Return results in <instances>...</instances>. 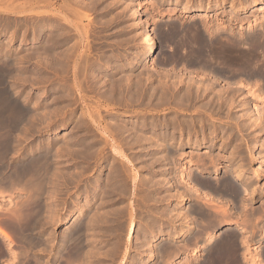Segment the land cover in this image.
Segmentation results:
<instances>
[{
	"label": "bare ground",
	"instance_id": "bare-ground-1",
	"mask_svg": "<svg viewBox=\"0 0 264 264\" xmlns=\"http://www.w3.org/2000/svg\"><path fill=\"white\" fill-rule=\"evenodd\" d=\"M64 1L65 2H64V4L63 3L61 4L59 11L64 12V14H67V15L71 14L72 16H74L73 18L78 19V21L79 20L82 21V19L86 16L85 14H87L85 12L86 9L84 10V12H85V14H84V12L82 10L83 8H88V10L89 9L100 10L101 13L105 15V14H108L111 10H113L112 9L113 7H117L118 4H123L122 2H126V0H109V1L108 0H64ZM0 2L4 3L5 4L4 6L2 4L1 5L3 7H6V8L9 7V5L12 7L21 6L22 8H24L26 6H30V9H29V11H30V10H32L31 7H32V4L35 3V0H33V1L32 0H24L21 3L15 2V0H0ZM175 2L178 3L179 1L175 0ZM232 2H233V0H232ZM256 2L258 3L259 1H254L255 4H256ZM221 3H219V1H217V0H215L214 2L208 1L206 3V5H204L203 7H199V5L198 4L196 5L193 0H185L181 5L180 10H182L183 12H185V11H198L199 13L200 12L205 13L214 7L215 8L222 7ZM132 5H134L133 0H128L126 7H128V9L130 10ZM6 8H3V9H6ZM13 9H15V8H13ZM232 9L235 10L236 8L232 7ZM11 10H12V8H11ZM233 10H230V12ZM18 11H20V10H18ZM18 11H16V12H18ZM22 11L23 10H21V12ZM132 11H133V14L138 13L137 9H132ZM33 12H35V11H33ZM262 13L264 16V10L262 11ZM39 14H41V11H39ZM50 15H51V13H50ZM61 15L59 16V14L55 13V71H56V77H57L56 82H55V117H56V120H58L59 125L60 126L68 125L64 121V112H65L64 109L66 107L72 106L71 99L73 97V95H72L73 89L78 88L80 91L82 90L81 81H79V79H80L79 77H81V75L78 77L79 72H81V74L84 77L83 79L85 80L86 88L87 89L89 88L91 91L99 88V82H100L99 79L101 77L106 78L105 83L102 85L103 90L100 94V101L97 104V106H89V107L87 106L85 109H83L82 113L77 117L76 123L74 124V126L72 128L76 129L77 131L78 130L79 131H82V130L85 131L86 138L84 140V145H86L85 147H89V149L92 150V151L90 150L91 151L90 152L91 157L96 154L95 151H98L99 146L97 147L96 145L100 143L102 148H105V146L109 142L108 138H110V137H111V139H113L115 141V145H112L113 142L112 143L110 142L111 144H109V145H111L113 147V149H114L113 151L115 153H117L118 155H120L124 158H125V155L123 154L121 147L124 144H126V145L129 144V142L137 143V145L140 147H141V145L144 146V144H147L148 147H143V151H145V149L151 148L153 150L152 151L153 153H151V154L158 153L159 151L160 152L164 151L161 154H157V155L155 154L156 155L155 157L153 155V158H154V163L156 162L155 158H157V159H159V163H161V165L166 166V167H163V169H164L163 172H162V170L160 172L163 174L162 179L169 183V187L175 186L173 184L174 182L172 180L174 177V175L172 173H173V169H175V167L177 166L176 165L177 164L176 163V156H177L176 152H178L177 151L178 149H177V147H175V144H174L175 139H176V133H178V135H180L177 138L179 140L178 143H181L182 145L184 144V146H185V144H188V145L192 144L191 148L193 149V151L195 150V152H196L197 148L204 146L203 142H202L203 138H204V131H203V127H202L204 118L202 119V118H200L201 116L200 117L194 116L193 114H190L188 112H190L189 110L198 111L200 109V107L203 106V105H200L201 99H203L206 96H208L209 98H212L214 96L213 87L216 88L215 86L217 83L215 84V86H213L215 79L208 78L206 76V74H210L211 76H213V78H216V79H218L220 77L221 78L224 77V79L227 78V80H228V78H231L232 80H234L237 77L238 78L247 77L248 82H249V78H254L256 83L261 85L262 89H264V67H263L264 63H262L264 61V59L262 60V58L261 59L258 58L261 55H263L262 52L264 51V27H262L263 24L262 25L259 24L258 27L259 26L260 27L258 29H256L255 27H252L253 25H251L252 29L250 32H248V35H246L245 38H243V36L237 37V36L233 35L229 39L228 37H226V36H228V34L225 35V33H224L225 30L223 32L224 34H221L222 33V31H221L222 30V27H221L222 24H221V26L216 25V27L210 28V26H208L207 23L204 22L206 20L205 17H204L205 20H202L200 25L199 24L196 25L192 21H190L191 23L194 24V25L192 24L193 27L196 30L198 29L196 32H194L195 34L194 33L190 34V33L185 31V30H187L185 28H187L188 25L186 27H184V25L182 24L183 22L177 23L178 20H177V22L174 20L175 23H171L174 25L172 27V29L170 30L171 32H168V34L165 33L164 34L165 36H163V37L165 39L166 38L169 39V40H167L168 43L170 42V39H171L173 44H175V45H173V47L174 46L175 47L172 48L169 46L170 47V49H169L170 53L165 57L163 55V57L160 58V61L162 63L167 62L169 64H173V66L177 63L181 64L183 67V71H184V70H186V68H188V65L186 68H184V66H186V64H187L186 63V60H187L188 64L197 66V68H195V70H194V73H196L197 71H200V73H202V75L204 74L203 76L207 77L210 81H208L206 83H203L202 81L197 82L196 81L197 76L194 73L192 74L193 71H188L190 75L188 76V82H187V81L183 80V79H187V78H184V76H187V75L182 74L183 71H181V74L179 75L178 74L179 72L177 74H175L176 73L175 71H172V72L167 71V72L161 73L159 70H155V72L158 73L159 78L157 77V79L159 80V82H158V84H155V83L153 84V80H155L153 73L152 72L146 73L145 71L142 70L141 73L139 74V76L137 75V77H136V78H138V79H136V80H138V82L136 81L137 82L136 83L137 90L135 89L136 90L135 91V90H133L134 89L133 87H135V86L133 85L134 83H133V79H132V77L134 76L133 72H134L135 66H132L131 68H128V66H126V65L114 66L113 71L108 73L107 71H102V70L104 69L103 68L104 65H107V67H109L110 65H113L112 61L114 59V55H112V53L105 54L102 58H97V60L94 58L88 57V55H89L88 51L83 52L82 55L80 54L81 56H78V57L75 56V51H78V49H79L78 47L81 46V43L83 42L84 39H78V37H77V39H78L77 41L71 42L72 41L71 36L73 34L71 35L70 32L78 24L76 25V22L72 21V19H70V18L68 19L65 15L64 16L63 15L61 16ZM230 15H232V13H230ZM234 16H236L235 13H234ZM236 17H238V16H236ZM109 18L110 17H108V19ZM112 18H114V17H112ZM44 19H46V18H44ZM109 21H111V20H109ZM196 21H198V20H196ZM259 21H261V20H259ZM82 22H81V24H82ZM209 22H210V20H209ZM229 22H231V21H229ZM229 22H228V24H229ZM243 23L244 22H241V24H243ZM187 24H189V23H187ZM245 24H247V23H245ZM249 24H250V22H249ZM252 24H256V23L252 22ZM15 26H17V25H15ZM84 26H83V28H84ZM233 26L234 25H232V28H233ZM190 28H191V26H190ZM227 28H228V26H227ZM34 29L35 30L33 32V34H34L33 39L36 40L38 38L39 33L43 30V28L36 26ZM80 29H82V27ZM228 29H230V28H228ZM82 30H81V32H82ZM88 30H90V29H88ZM0 31H1V29H0ZM16 31L17 30L15 28L10 29L8 41L12 40L15 37ZM202 31H204L206 34L203 33ZM220 31H221V33H220ZM239 33H238V35H239ZM83 34H85V33H83ZM219 34H221V35H219ZM233 34L236 35V33H233ZM229 35H230V33H229ZM241 35H242V33H241ZM22 36L23 37L26 36L25 31L22 32ZM224 36L226 38V41L228 40V44L230 45V48H228L229 47L228 44L224 45L227 42L224 43L221 41L222 39H224V38H222ZM144 39L149 43H153L152 37H150L149 35H146V37H144ZM242 39H245L248 42L247 45H248L249 49L247 51H244L241 48L242 46L241 47L238 46V47L241 48V50L244 52H241L240 49H239V52H237L236 49H231V48H235L236 45H240V43H242ZM172 42H170L169 45ZM163 43H165V42H163ZM67 45H68V47H66ZM167 47H168V44H167ZM245 47L247 49V46H245ZM166 48H164L165 51H167ZM236 48H237V46H236ZM81 51H83V50H81ZM9 55H10L9 52L4 53L3 50H1V48H0V57H3L4 61H5L4 64L1 63L3 61L2 59H1L2 61L0 62L1 64H3V65H0V192L1 193L3 191L6 192L8 189L9 192L14 193L15 189H17V188H18V190L22 189V188L19 189V187L21 185H23L26 189L31 188V190L28 189L30 191H26V192H28V194L25 197V202L23 203V205H21L20 203H19L20 204L19 207L14 205L16 207H12L13 209L9 210L10 213L7 212L8 210H6V213L7 214L9 213V215L6 216V218L4 217L5 219L0 220V237L2 238L1 241L3 242L4 240H8V243H7V241L6 242L4 241L5 245H4V242L3 243L0 242V254L3 255L5 253L7 255H10V257H11L10 260L12 261L13 257H17V258L18 257H21V258L27 257L28 258V252H29L28 250L31 246H33L35 248V246L37 245L36 247H38V244H39V248H40L41 241L43 239V238L42 239L40 238V233L43 230L42 225L45 222V220L47 219V217L49 218V216H50V215L47 216L48 215L47 209L48 208H49V210L51 209V203L49 205V201L45 200V198L50 196L49 197L51 199L50 201L52 202V204L54 205L55 208L57 207V202L60 201L59 199H61V198H59V195H58L59 193H56V192H57L58 187H59L58 181H60L61 179L58 180L57 178H55L58 176V173L60 171L57 170L56 167L54 168L55 171L52 169L53 168L52 164L55 162H58V160H59L58 157L60 158V153L58 152L59 150L55 151V154H52V153H50L51 149H47L48 147L41 148L40 147L41 142H42L41 139L39 141H37L30 148L25 147L26 145L23 146V144L21 143L22 139H24V140L27 139V137H26L27 134L28 135L31 134L30 136H32L35 133H37L38 131H40V127L42 125H44V122L47 119L44 118L46 115L41 116V114H37V112L31 113L29 110H26L25 107L21 104V102L23 103V101L20 102V101L16 100V98L13 96V95H15V93H13V95L11 94L12 92H10V89H13V88H10V85L8 86L9 88L7 87V84H6L8 82L7 78H11V76L14 74V73L13 74L11 73L12 66H14L15 64H18V62H17L16 58H12ZM98 59H101V61H98ZM70 62H71V64H70ZM69 64L72 68L68 67ZM165 66L166 65L162 66V68L167 67V66L166 67ZM65 67L66 68L68 67V68H70V70H72L71 71V75H72V79H73L72 83L64 79V75L69 74V71H67L65 69ZM124 67H126V69H124ZM170 67H172V66H170ZM190 67L191 66H189V68ZM154 69H156V68H154ZM166 69H168V68H166ZM177 69H176V71L179 70V69L178 70ZM162 70L163 69H161V71ZM173 70H175V69H173ZM123 71H128L129 75H127V76L124 75L125 72H123ZM163 71H165V70H163ZM119 73H121L122 75L117 77V74L119 75ZM19 75H20V73H19ZM182 75H184V76H182ZM197 75H199V74H197ZM16 77H18V76H16ZM199 77L200 76H198V79H199ZM170 78H172L171 82L169 80ZM15 79H17V78H15ZM20 79H21V75H20ZM121 80L123 83L122 82L118 83ZM131 80H132V82H131ZM144 80H145V82H144ZM168 80L170 83H167ZM23 81H24V79H23ZM219 81H220V79H219ZM240 83H241V81H240ZM242 84H244V83H242ZM248 85H250V84H248ZM235 86H234V88H235ZM239 86L236 87L235 89L232 87V94L229 97L228 95H229V92L231 91V89L228 88V86L226 87V85H225L226 88L225 89L223 88V90H222V87H221V90L218 91V94L215 93L216 95L214 97H217L220 94L219 96L222 97V99H220V100H224L226 97H228L229 100H233L234 97H236L235 94H238V92L245 89L244 87H241V86L239 87ZM230 87H231V85H230ZM255 87H257V85ZM218 88H216V89H218ZM245 90H248L250 93V89H245ZM214 91H215V89H214ZM254 91L256 92V90H254ZM260 92H262V90ZM241 93H243V92H241ZM135 94L136 95L139 94V96H136ZM257 94H259V93H257ZM239 95H240V93H239ZM239 95H237V96H239ZM251 95H254V96H256L255 98H258L261 101L262 100L264 101V92L261 93V95H256V93L254 94L252 92ZM143 96H146L145 101H142V102L140 101V103H142L144 110L154 111V112H168V114L165 113L164 115H161V116L146 115V113H145L146 111H143L142 114L138 113L139 115L138 114L132 115L133 113L132 114L128 113V112H131L132 110L134 111V109L136 107L135 105H137V103H136L137 99L135 100L134 98H137V97L139 98V97H143ZM237 98H235V99H237ZM247 98H248V96H247ZM217 99H219V97ZM238 99H237V101H238ZM241 99H243V98H241ZM210 101H211V99H210ZM261 101H260V103H262ZM24 102H25V100H24ZM229 102H231V101H229ZM80 103L81 104L84 103V98L82 96L79 99V104ZM207 103H209V101H207ZM110 104H112V105H110ZM205 104H204V106H206ZM223 104H224V102H223ZM258 105H260V104H258ZM258 105L255 104L252 107H250L251 105H249V107H250L249 109L251 110V112H252L251 108H254V112H253L254 113L253 115L255 116L254 118H252L251 115H249V113L248 114L245 113V116H244L247 118L248 124L250 123L252 125V127H254L257 130L254 133V135L252 134L253 139L252 138L251 139L253 141L251 143L252 145L250 144L252 150H254V152H256V154H259L257 156L261 158L259 160L258 165H256L257 167L254 168V171H253V173H254L253 176H255V177H259L264 172V153H262L261 155L259 153L260 148L264 149V106H263L264 104H262V106H258ZM243 106H245V105H243ZM246 106H247V104H246ZM116 107L118 109L120 108V109L125 110V111L124 112L121 111L120 113H116L113 116L111 123L109 125L107 124L108 126H106V125L102 126V119H104V118H102V116H101V118H102L101 120H98V121L95 120V115L100 113V111H102L103 109H106V110H108L109 108L110 109L111 108L116 109ZM240 107H241V105H240ZM227 109H228V106H227ZM249 109H247V110H249ZM136 111L140 112V110L138 111V109ZM244 111H243V113H244ZM103 112H105V111H103ZM245 112H249V111H245ZM195 113H197V112H195ZM199 113L200 112H198V114ZM201 114H202V112H201ZM225 114H227V113H225ZM228 114H229V112H228ZM50 115H47L48 118H51ZM212 115H213V111H212ZM234 115H235V113H234ZM239 115H241V114H239ZM133 116H135V117L133 118ZM125 117H127V119H125ZM213 118H214V116H213ZM238 118H242V117L240 116ZM205 121H206V119H205ZM210 121H211V119H210ZM213 122H214V120H213ZM41 123H43V124L41 125ZM107 123H108V121H107ZM196 124H198L199 126L202 127V128L200 127L201 129L199 131L202 133L203 138L198 139L197 137H194L195 139H193L194 140L193 142H191V139L188 138V140H187L188 142L186 141V143H182V141L180 139L182 138L181 135L184 134L185 129L187 127H192L193 125H196ZM219 124H218V126H219ZM39 125H41V126L39 127ZM211 125L213 128H212L211 132L210 131L209 132L212 135L213 134L215 135V127L217 126V124L211 123ZM138 126H140L142 128H146V130L148 128H151V130H152V131L150 130L151 135H149V134L147 135V133L145 134L144 131L137 133V127ZM209 127L211 128V126H209ZM250 128H251V126H250ZM195 129H196V126H195ZM198 129H199V127H198ZM188 130H189V128H188ZM150 131H149V133H150ZM107 132L110 133V136L106 135ZM126 132L128 134H125ZM253 132H254V130H253ZM261 134H262V141L257 143V139L259 136H261ZM73 135H74L73 132L72 133H66V134L62 135L66 144L71 142L70 139H68V138H71ZM229 135H231L230 132H229V134H227V138ZM30 136H28V137L30 138ZM98 136L100 138H97ZM210 136L211 135H209V139H210ZM227 138L225 141H227ZM168 140L170 143H166ZM48 141H51V140H48ZM48 141H47V145L51 146V144H53V142L52 141L48 142ZM213 142H214V140H211V144H213ZM70 144H75V142H71ZM226 144H227V142H226ZM259 144H261L260 148H259ZM129 145H131V144H129ZM213 145H212V147L210 145L211 149L215 148ZM132 146H134V145H132ZM132 146H130V147H132ZM236 146H234L235 149L237 148ZM94 147H96L97 150L94 151L93 150ZM130 147L129 148L126 147L127 150L130 149ZM238 147H241V146H238ZM232 148H233V146H232ZM232 148H231V151H232ZM100 149H101V147H100ZM221 149L222 150L225 149V146H222ZM235 149L233 148L234 151L237 150V149L236 150ZM248 149H250V148H248ZM87 151H89V150H87ZM237 151H239V150H237ZM198 153L201 154L199 151L197 152V154ZM142 154H144V153H142ZM182 154L183 153H179L178 156L182 155ZM199 154L198 155H196V154L190 155V159H188V164L190 166L189 165L184 166L181 170V173L180 174L178 173L179 178H177V179H179V182H181L180 184L183 183L182 182L183 178L187 177V179H188V181H186L187 179L186 180L184 179L185 180L184 183L187 186L186 191L184 189L179 190L177 188L175 190V192H173L171 194L168 193V194H170V196L172 195L173 199H176L174 204L170 205L171 208L169 207V209H170L169 213L171 214L170 216L172 217L171 221L172 220H178V219H182L183 221H182V223H181V221L180 222L177 221L178 223H173V225L168 227L169 237L166 239H168L169 242H168V245H166V247H164V250L169 253L170 257L173 256V259H171V261H170V259L165 258V260H162L163 261L162 264H175L174 259L182 256V254H183L182 251H184L183 250L184 248H186L187 251L191 252L192 250L200 249L203 246V244L205 247L203 249V252H202L203 254L205 253L204 258L201 259V258H199L200 256L199 257L197 256L195 258L196 260L193 261V263H192V262H190V258H192V257L189 256L190 257V258H188L189 260H186L185 262L183 260V262H181V263H180V261H181L180 260V261H178V263H180V264H252L253 262L256 263V261H253V259L251 261V259H250L251 254L250 255L247 254V250L249 251L250 244H253L254 242L260 243V245L258 246V251H259L258 257H261L260 259L264 261V204H263L264 202L262 204L260 203V205H257V206L252 205V203L255 202V194H258L264 190V182L262 184H259V186L256 189H254L253 187L252 188L250 187V189H249L248 188L250 186L249 180H247V181H246V179H244L245 181L243 180V171L237 165L231 169L227 168V170L225 171L226 175L224 174L225 176L221 173L223 175V178H221L222 180L217 179L218 177L215 176L218 173V169H216V167H215L214 177L210 178V176L208 177V174H207V178H209V179H207V178L201 179L198 177V179H196L198 181L197 183H201L202 185L201 184L197 185V186H201L200 188L197 186L195 187V185L192 184L194 182V180H193V182L191 180L193 177L191 175L192 171H193V167H191V166H194V164H196V163H200V164H197V166L198 165H199V167L204 166V168H205L206 167L205 165H207L208 163L209 164L212 163L213 165H217V162H218L217 158H215V157H218V155L216 153L214 154L216 156H212V154L208 155V156L203 155V154L199 155ZM240 154H242V153H240ZM250 154H254V153L252 152ZM54 155H55V157H54L55 162L53 159ZM148 155H150V154H148ZM222 155L219 154V156H222ZM225 156L226 155H224V157ZM233 156H236V155H234V153L232 151L231 154L229 155L230 161H232ZM251 156H253V155H251ZM257 156H256V158H257ZM94 157H93V159H94ZM150 157H151V155H150ZM89 158H88V161H89ZM243 158L244 157H242V159ZM148 159H149V157H148ZM152 160L153 159H151V161ZM169 161H170V163H169ZM206 161L208 163H206ZM242 163H244V162H242ZM122 164H124V163H122ZM246 164H248V163L246 162ZM90 165H91V163H90ZM213 165H211V166H213ZM50 168L53 171H51L50 174H48ZM213 168H214V166H213ZM120 169H121V167H120ZM195 169L196 170H194V171L201 174L200 169L199 170L197 168H195ZM56 170L59 171V172H57V176H56ZM124 170L126 171V168ZM51 173H52L53 177L52 176L50 177ZM116 173H117V171H116ZM119 173H121V172L119 171ZM60 175H61V173H60ZM196 175H197V173L195 174V177H196ZM203 176L205 177L206 175H203ZM59 177H61V176H58V178ZM96 178H98V177H96ZM100 178H98V179H100ZM116 179L118 181H120L119 178H116ZM116 179H114V180L116 181ZM149 179H150V177H149ZM146 180H145V182H147ZM251 180H250V182H251ZM67 181L69 182L68 178H67ZM133 181H134V179H133ZM91 183H93V182H91ZM91 183H89V184H91ZM117 183H119V182H117ZM114 184L116 185V182ZM180 184L179 183L177 184L178 187ZM69 185H70V183H69ZM104 185H103V187H105ZM49 186L52 188L50 191H48ZM107 186H109V185H107ZM151 187H152V185H151ZM180 187H182V185H180ZM183 188H186V187H183ZM201 188H203V189H201ZM112 189H113V186H112ZM22 191H23V189H22ZM96 192H97V190H96ZM105 192L107 193V191H105ZM2 194L0 195V198H1ZM120 194H121V192H120ZM213 194L216 196V198ZM244 194L248 195V197L245 196ZM92 195H94V194L93 193H87L85 196V202L88 206L91 205ZM100 195L102 196V194H100ZM200 196H202V198L204 197L203 199H205V202L202 200V198ZM18 197L19 196H17V198ZM100 197H98V198H100ZM148 197L146 196V198H148ZM192 197H193V199H191ZM199 197L201 198L202 201L200 200ZM149 199H151V198L149 197ZM155 199H157V198H155ZM164 199H165V197H164ZM185 199H190V201L195 200V202L190 203V205L188 204L189 205L188 208H185V207H183ZM23 200H24V198H23ZM23 200H22V202H23ZM100 200L101 199L97 200L96 202L98 203V201L100 202ZM199 201L201 203H199ZM218 201L220 204L218 203ZM10 202L12 203V201H10ZM10 202H9V204L11 206ZM100 204H99V206H100ZM154 206H156V205H154ZM97 207H98V204H97ZM112 209H114V208H112ZM124 209H126V208H124ZM1 210L2 209L0 207V211ZM114 210L116 211L117 209H114ZM119 210H120V208H119ZM3 211H4V209H3ZM55 211H54V213H55ZM92 211H95V210H92ZM101 211H98V213H100ZM103 212H104V214H101V215L105 216V215H107V213H110L111 211L109 212V210H108V212L106 214H105V211H103ZM121 212H122V209H121ZM162 212L163 211H161V213ZM115 213L117 215V212H115ZM3 214H5V213H3ZM97 214L95 213V216ZM130 214H131V212H130ZM88 215L89 214H87V216ZM109 215L112 216L113 214L112 215L109 214ZM123 215H125V213H123ZM193 215H194V217H193ZM53 216H55V215H53ZM160 216H162V215H160ZM91 217H92V215H91ZM119 218H117L116 220H119ZM107 219H109V223L112 222V221H110L111 217L110 218L106 217V220ZM128 219L131 220V218H128ZM50 220H51V218H50ZM55 220L57 222H63V223L64 222L69 223L70 221H72V223L67 228L66 231L64 230L65 232L61 235L60 242L56 241L59 243V246H58L57 250L55 251V258L54 259H56L57 257H60V256L61 257L63 256L65 258V256H64L65 254L63 255V253L62 254L60 253L61 249L64 250V253H67L66 258H65L66 260L63 259V260H65L66 264H72L74 261H77L78 259H79L78 261H81L85 257L87 259L91 258V254H92V250H93L92 248H94L92 246H94V245H92L90 247V245L93 242L92 243L89 242L90 239H88V238H91L89 236H92L94 234H92V235L88 234L87 235L88 230H86V229H89L88 227H90V225H92V227L95 225H94V223H92V221H91L92 219L88 222L86 221V209L85 208L83 210L80 209V211L73 218L69 217L68 219H65L63 221L60 217H55ZM130 220H129L130 223H129L128 228H127L128 229L127 236H128V238H130V240H132V238L135 235V231H136L137 226H135L133 224L134 223L133 220L132 221H130ZM46 221H48V220H46ZM102 222L104 223V221H101V223ZM106 222H105V224H106ZM87 223L90 225L88 226ZM120 223H121V220H120ZM126 223H128V221ZM124 224L125 223H123V225ZM145 224H146V222H145ZM221 224H224V225L227 224L226 226H229V227H225L224 229H222V231L219 232L218 230H219ZM111 226H116V225L113 224ZM119 226H120V229L119 228L118 229L121 230L122 225H119ZM110 227H108V228L110 229ZM103 228H105V227H103ZM92 229H94V228H92ZM107 229H106V231H107ZM112 229L114 231V228H112ZM124 229H125V227H124ZM160 229H162V228H160ZM94 231H90V232L92 233ZM109 231H112V230L110 229ZM109 231H108V233H111ZM154 231H156V232L159 231V228L155 229ZM90 232H88V233H90ZM156 232H154L153 234H152V232H150L149 234L155 235ZM114 233L116 234V232H114ZM245 233H247V234H245ZM48 234H50V233H48ZM51 234H50V236H51ZM86 235L88 236V238ZM109 235H108V237H109ZM95 236H97V234ZM180 236H181V239L179 242H182V243H179L176 240ZM117 237H118V235L116 236V238ZM122 237L123 236L121 235V238ZM116 238H114L115 242H116ZM121 238H120V240H121ZM16 239L18 241H15ZM49 240H50V238H49ZM57 240H59V239H57ZM117 240H119V238ZM134 240H135V238H134ZM43 243H46V241L42 242V244ZM52 243H53V240H52ZM49 244H50V242H49ZM88 244H89V246L85 248V246H87ZM158 244H160V243L158 242ZM15 245H16V247H14ZM44 245H48V244H43V246ZM118 245H120V244L117 243V246ZM149 245H150L149 247L151 248L149 253L151 256H153L155 258L158 255L157 254V249H158L157 247L158 246L157 247H156V245L154 246V243H152V242ZM102 246H100V247H102ZM142 246H143V243H142ZM144 246H146V245H144ZM33 247H31V248H33ZM46 248H48V246L45 247V249ZM115 248L116 249H114V250L117 251L118 247H115ZM119 248H120V246H119ZM139 248H141V247H139ZM181 248H182V250H181ZM35 249H33V250H35ZM43 249L44 248H42V251H45ZM95 249H97V248H94V250ZM136 249H137V247H136ZM159 249H161V247ZM99 250H97L96 252L99 253ZM107 251H109V250L107 249ZM107 251H106V248H105V251L102 249V252L106 253ZM115 251H113V252H115ZM118 252H116V254ZM159 252L161 253V251H159ZM35 254H33V255H35ZM93 254H96V253L93 252ZM113 254H115V253H113ZM163 254H165V252ZM203 254H202V256H203ZM107 255H109V254H107ZM107 255H106V257H107ZM119 255H121V253ZM116 256L114 255V257H116ZM98 257H101V256H98ZM102 257H104V255H102ZM112 257H113V255L111 256V259H114ZM117 257H119V256H117ZM117 257H116V259H117ZM184 257H186V256H184ZM80 258H82V259L80 260ZM93 258H95V257L93 256ZM93 258H92V263H93ZM256 258L257 257L255 256V259ZM107 259H108V257H107ZM59 260H58V262L59 263L61 262L60 264H62V260L61 261H59ZM84 260H86V259H84ZM100 260H102V259H100ZM104 260H106L105 257H104ZM18 261H19V259H18ZM40 261L41 260H39V262ZM154 261L152 264L158 263V262L156 263V261H157L156 259ZM21 262H22V260H21ZM37 262H38V260H37ZM82 262H85V261H82ZM86 262L88 263V261H86ZM90 262H91V260H90ZM136 262H138V260ZM136 262H134V263L132 262V263L138 264ZM14 263H16V262H14ZM26 263H27V261H26ZM97 263H100V262H97ZM114 263L112 262V264H114ZM102 264H105V261ZM257 264H264V263L258 261Z\"/></svg>",
	"mask_w": 264,
	"mask_h": 264
},
{
	"label": "rangeland",
	"instance_id": "rangeland-1",
	"mask_svg": "<svg viewBox=\"0 0 264 264\" xmlns=\"http://www.w3.org/2000/svg\"><path fill=\"white\" fill-rule=\"evenodd\" d=\"M22 1H24V0H19V1L15 0V2H20V3ZM178 1L179 2L177 3V2H175V0H133L134 5H132L130 10H129L128 7H126V4L128 2V0H126V2H122L123 4H118L117 7H113L112 8L113 10H111L108 14H105V15L102 14L100 10H92V9L88 10V8H83L82 9L83 12L86 9L85 12L87 13V14H85V12H84V14L86 15L85 16L86 18L84 17L82 19L83 22L80 20H79L80 21L79 22L78 19L75 18L77 20L76 21L73 18L74 16H72L71 14H69L71 16L70 17L69 15L64 14V12L59 11L61 4L62 3L64 4V2H65L64 0H35V3H33L32 7H31L32 10H30V11H29L30 6H26V7L22 8L21 6L12 7L9 5V7L6 8V7H3L5 4L0 2V5L1 4L3 5V6L2 5L0 6V23H1L0 24V29H1V31H0L1 32L0 33V48H1V50H3L4 53L9 52L10 53L9 56H11L12 58H16L17 62L19 64V65L15 64L14 66H12L13 72L11 71V73L12 74L14 73V74L11 76V78H7V81H8L6 83L7 87L10 85V88H13V89H10V92H12L11 94L13 95V93H15V95H13V96L16 98V100H18L20 102L23 101V103L21 102V104L25 107L26 110H29L31 113L37 112V114H41V116L46 115L44 118L47 119V120H45L44 125H42L43 123H41L42 126L39 125V127L41 126L40 131H38L37 133H35L32 136H30L31 134H29V135L27 134L28 136H30V138L26 135L27 139H25V140L22 139L21 143L23 144V146L26 145L25 147L30 148L37 141H39L41 139L42 140L41 145H40L41 148L48 147L47 149H51L50 153H52V154H55V151H57V150H59L58 152L60 153V158L58 157V159H59L58 162H55V158H54L55 155L53 156L55 163L52 164L53 168L52 167L51 168L55 171L54 168L56 167V169L60 171L59 172L56 170V176H57V172H59L58 176H61V177L58 178V176H57L55 178H57L58 180L61 179L60 181H58L60 188L58 187V190L56 192V193H59L58 195H59V198H61V199H59L60 201L57 202L58 208L57 207L55 208L54 205L52 204V202L50 201L51 200L49 198L50 196L45 198V200L49 201V205L51 203V209L50 210H49V208L47 209L48 210L47 216L50 215L51 217L50 216H49V218L47 217L46 220H48V221L45 220V222L42 225L43 230L41 233L43 235L40 233V238L41 239L43 238V239L41 241L40 248H39V244H38V247H36L37 245L35 246L36 249L33 246H31L33 248H31V247L29 248L28 258L22 257L23 260L26 259V261H27L26 264H60L61 262L60 263L58 262L59 259H60L59 261L62 260V264H66L65 258H66L67 253H64L63 249H61L62 251L60 250V253L61 254L63 253V255L65 254L64 255L65 258L63 256L62 257L60 256L62 259L60 257H57L56 259H54V258H55V251L57 250V248L59 246L58 242H60V239H61L60 237L67 230V228L71 225L72 221H70L69 223L57 222L55 220V217H60L64 221L65 219H68L69 217H71V218L75 217L76 214L80 211V209L83 210L84 208L86 209V221L88 222L92 219L91 220L92 223H94V225L96 226V227L95 226L92 227V225L87 223L88 226L90 225V227H88L89 229H86V230H88V232L94 231V230L95 231L92 233L87 232V235L88 234L89 235L94 234L92 236H89L92 239L88 238L87 235L86 236L88 239H90L89 242H91V243L93 242L90 245V247L92 245H94L92 247L97 248V249L94 250V248H92L93 250H92L91 258L87 259L85 257V258H83V260H81L82 258H80L81 261H78L79 260L78 259L77 261L73 262L74 264H81V263L84 264L86 261H88V263H89L90 260H91V262L89 264H91L93 256L95 258H93L92 264H102V263H104V261H105V264H112V262L113 263L115 262L114 264H130V263L133 264L137 260H138V262H136V263H138V264H140V263L141 264H152L155 259L157 260L156 263L158 262L159 264L160 263L162 264L163 263L162 260H165V258L170 259V261H171V259H173V256L171 255L172 257H170L169 253L164 250V247H166V245H168V242H169L168 239H166L169 237L168 227L173 225V223H178L180 221L182 223L183 220L178 219V220H172L171 221L172 217L170 216L171 214L169 213V210H170L169 207H170V205L174 204L176 199H173L172 195L170 196V194L175 192V190L177 188L179 190L184 189L186 191L187 186L185 185L184 181L187 179V177L183 178V181H182L183 183L180 184L181 182H179V179H177V178H179L178 173L179 174L181 173V170L184 166L189 165L188 159H190V155H193V154L198 155L199 154V153L197 154L198 151L201 153L199 155L203 154V155H207V156L211 155V154H212V156H216V155H214L216 153L218 155V157H215V158H217L218 162H217V165H213L212 163L209 164L206 161V163H208L207 165H205L207 168L206 167L204 168V166H201V167H199V165L197 166V164H200V163H196V164H194V166H191V167H193V171L191 174L193 177L191 180H192V182H193V180H194V182L196 181L195 183L194 182L192 183L193 185H195V187L197 185L201 184V183H197L198 181L196 179H198V177L201 179H205V178H207V174H208V177L210 176V178L214 177L215 167H216V169H218V173L215 176L218 177L217 179L222 180L221 178H223V175L224 174L226 175L225 171L227 170V168L231 169L237 165L243 171V180L244 179H246V181L249 180V183H250V186L248 187L249 189H250V187L251 188L253 187L254 189H256L259 186V184H262L264 182V172L259 177L253 176L254 168L257 167L256 165H258L259 160L261 159L260 157L257 156L259 154H256V152H254V150H252V148H251V145H252L251 143L253 141L252 140L253 135L257 130L254 127H252V125L250 123L248 124L247 118L244 117L245 113L246 114L249 113V115H251V117L254 118L255 117L253 115L254 114L253 113L254 108H251L252 112L249 108L254 106L255 104L256 105L260 104L258 106H262V104H264L263 100L261 101L260 99L255 98L256 96L251 95L252 92L254 94L256 93V95H261V93L264 92V89H262L261 85L256 83L254 78H249V82H248L247 77H240V78L237 77L236 79H234L235 80L234 81L231 78H228V80H227V78L224 79V77H222V78L220 77V78L216 79V78H213V76H211L210 74H206V76L208 78L215 79L213 86H215V84L217 83L215 87L216 88L219 87L218 89L213 87L214 96L216 94H218V91L221 90V87L223 90V88L225 89L228 86V88L231 89V91L229 92V95H228L230 97L232 94V87L234 88L235 85H236L235 88L240 85L241 87H244L245 89H250V93L248 90H245V89L238 92V94H235L236 97H234V99L238 97L239 98V99L237 98L238 101H237V99L229 100L228 97H226L224 99L225 101L220 100V99H222V97L219 96L220 94L217 97L213 96L212 98H209L208 96H206L200 100L201 104L200 103L199 104L203 105V106H201L198 111L189 110L190 112H188V113L193 114L194 116H199V117L201 116L200 118H202V119L204 118L203 119V126H202L203 131H204V138L202 137V133L199 131L202 127L199 126L198 124H196V125H193L192 127H187L184 131V134L181 135L182 138L180 140L182 141V143H186L188 138L191 139V142L194 141L193 140V139H195L194 137H197L198 139L203 138L202 142H203L204 146L197 148L196 152H195V150L193 151V149L191 148L192 144H189L190 146L188 144H185V146H184V144L182 145L181 143H178L179 140L177 138L180 135H178V133H176V139H175L174 144H175V147H177L178 152H176L177 154L175 153L177 155L176 156V163H177L176 165L177 166L175 167V169H173V173H172L174 175L172 180L174 182L173 184L175 185L173 187H169V183L162 179L163 174L160 171L162 170V172H163V170H164L163 167H166V166L161 165V163H159V159H157V158H155L156 162L154 163L153 155L155 157L157 154H161L164 151H161V152L159 151L158 153H155L156 155L151 154V153H153L152 152L153 150L151 148L145 149V151H143V147H148L147 144H144V146L141 145V147H140L137 145V143L129 142V144H131V145L127 144L128 145L127 146L126 144H124L125 146L122 145V147H121V150H122L123 154L125 155V158H124V157L118 155L117 153H115L113 151L114 150L113 147L109 144H111L113 142L114 144L112 143V145H115V141L113 139H111V137H110V138H108L109 142L105 146V148H102L100 143H99L100 145L99 144L96 145L97 147L99 146L98 151H95V150H97L96 147L93 148V150L96 152V154L91 157L90 152L92 150L89 149V147H85L86 145H84V140L86 138L85 131L84 130H82V131L78 130L77 131L76 129L72 128L74 126V124L76 123L77 117L82 113L83 109H85L87 106L88 107L89 106H97V104L100 101V94L103 90L102 85L105 83L106 78L101 77L99 79V81H100L99 82V88L91 91L89 88L88 89L86 88V85H85L86 83H85V80L83 79L84 77L81 74V72H79L78 77L81 75V77H79L80 78L79 81H81L82 90L80 91L78 88L73 89V92H72L73 97L71 99L72 106L66 107L64 109L65 110L64 121L68 125L60 126L58 120H56V117H55V82H56L57 77H56V71H55V13L59 14V16L61 14L63 16L65 15L68 19L70 18V19H72V21L76 22V25L78 24L70 32L71 35L73 34L71 36L72 37L71 42L77 41L78 39H84V40L81 43V46L78 47L80 50L78 49V51H75V56H77V57L81 56L83 54V52L88 51L89 52L88 57H91V58H94L97 60V58H102L105 54L112 53V55H114V59L112 61L113 65H110L109 67H107V65H104L103 66L104 69L102 70V71H107L108 73L113 71L114 66L126 65V66H128V68L135 66V69L133 72L134 76L132 77V79H133V83H134L133 85L136 88L133 87L134 88L133 90H135V89L137 90L136 83L138 82V80H136V79H138V78H136V77H137V75L139 76V74L141 73L142 70L145 71L146 73L152 72L156 81L158 80L157 79L158 73H156L155 70H159L161 73H164L167 71L168 72L175 71L176 72L175 74H177L179 72L178 73L179 75L181 74V71H183V67L181 64L177 63L173 66V64H169L167 62L162 63L160 61V58L163 57V55L165 57L170 53V51H169L170 47H172V48L175 47V46L173 47V45H175V44H173L171 39H170V42H172V43L169 45L170 42L168 43V41H167L169 39L168 38L165 39L163 36H165L164 35L165 33L168 34V32H171L170 30L174 26L171 23H175V21L177 22V20H178L177 23L183 22L182 24L184 25V27H186L188 25L187 28H185V29H187L185 31L192 34L198 30V29L196 30L193 27V25L194 24L200 25L201 21L205 20V18H206V20L204 22H206L207 25L210 26V28H214V27H216V25L221 26V24H222V26H221L222 27V30H221L222 33H221V31H220V33L221 34L225 33V35L228 34V36H226V37H228L229 39L233 35L237 36V37L243 36V38H245L246 35H248V32L251 31L252 27H255L256 29H258L260 27V26L258 27L259 24H261V25L263 24L262 27H264V20H263L264 16L262 13V11L264 10V0H262V1L261 0H237V1L233 0V2H232V0H223V1L217 0V1H219V3L222 2L221 3L222 7H219V8L214 7L205 13H202V12L199 13L198 11H185V12H183L182 10H180V7L185 0H178ZM193 1L195 2L196 5L198 4L199 7H203L204 5H206V3L208 1L214 2L215 0H193ZM254 1H259V2L258 3L256 2V4H255ZM232 7H235L236 9L233 10ZM3 8H6L7 10L3 9ZM11 8H12V10H11ZM13 8H15V9H13ZM132 9H137L138 13L133 14ZM18 10H20V11H18ZM21 10H23V11L21 12ZM230 10H233V11L230 12ZM16 11H18V12H16ZM33 11H35V12H33ZM39 11H41V14H39ZM50 13H51V15H50ZM230 13H232L233 16L230 15ZM234 13L238 17L234 16ZM108 17H110L111 19L110 18L108 19ZM112 17H114V18H112ZM44 18H46V19H44ZM109 20H111V21H109ZM196 20H198V21H196ZM209 20H210V22H209ZM228 20L231 22H229ZM259 20H261V21H259ZM190 21H192L194 24L191 23ZM227 21L229 22V24ZM81 22H82V24H81ZM241 22H244V23L241 24ZM249 22H250V24H249ZM252 22L256 23V24H252ZM187 23H189V24L191 23V24L189 25ZM245 23H247V24H245ZM15 25H17V26H15ZM232 25H234L233 28H232ZM251 25H253V26L251 27ZM34 26L35 27L39 26V27L43 28V30L39 33L38 38L36 40L33 39V35H34L33 32L35 30ZM83 26H84V28H83ZM190 26L192 29L190 28ZM227 26L231 30L228 29ZM79 27L80 28L82 27L83 30L80 29ZM9 28L10 29L15 28L17 31L15 34V37L12 40L8 41L9 34H10ZM88 29H90V30H88ZM81 30H82V32H81ZM224 30H225V32H224ZM24 31L26 32L25 37L22 36V32H24ZM202 32L205 33L204 31H202ZM228 32L230 33V35ZM83 33H85V34H83ZM233 33H236V35ZM238 33H239V35H238ZM241 33H242V35H241ZM221 34H219V35H221ZM146 35H149L150 37H152L153 43H149L144 39V37H146ZM77 37H78V39H77ZM222 38H224V39H222L221 41L224 43L227 42L224 44V45H227L228 40L226 41L225 36ZM245 41H246L245 39H242V43H240V45H236L237 48L235 46V48H231V49H236V51L239 52V49L241 50V48H242L244 51H247L249 49L248 45H247L248 42L246 41L247 42L246 43ZM163 42H165V43H163ZM167 44H168V47H167ZM244 45L247 46V49ZM238 46L239 47L242 46V47L239 48ZM66 47H68V45ZM164 48H166L167 51H165ZM228 48H230V45ZM81 50H83V51H81ZM244 51L241 50V52H244ZM262 53H263V55H261L258 58L259 59L262 58V60H263L264 59V51ZM98 61H101V59H98ZM0 62L4 64L5 61H4L3 57H0ZM1 63H0V65H3ZM186 63L187 64H186V66H184V68H186L187 65H188V68H189V66H191V67L189 69L186 68V70H184L182 72V74H186L187 76H184V75H182V76H184V78H187V79H183V80L188 82V76L190 75L188 71H193L192 72V74H193L194 70H195V68H197V66L188 64L187 60H186ZM262 63H264V61ZM70 64H71V62H70ZM70 64L68 67H71ZM164 65H166L167 67L166 66L165 67L168 68L169 70L164 68V67L162 68V66H164ZM170 66H172V67H170ZM67 68L65 67V69L67 71H69V74H65L64 79L72 83V80H73L72 75H71L72 70H70V68H68V69ZM154 68H156V69H154ZM124 69H126V67H124ZM161 69H163L165 71H163V70L161 71ZM173 69H175V70H173ZM176 69L178 71H176ZM123 72H125L124 75H126V76L129 75L128 71H123ZM19 73L21 75L22 80L20 79ZM194 74L197 76V80H196L197 82L202 81L203 83H206V82L210 81L207 77L203 76L204 74L202 75V73H200V71H197ZM197 74H199V75H197ZM120 75H122V74L121 73H119V75L117 74V77ZM16 76H18V77H16ZM198 76H200L199 79H198ZM15 78H17V79H15ZM23 79H24V81H23ZM219 79H220V81H219ZM155 80H153V84L154 83L158 84L159 80L157 82ZM169 80L171 82L172 78H170ZM169 80L167 81V83H170ZM240 81H241V83H240ZM120 82H122V80L119 81L118 83H120ZM131 82H132V80H131ZM144 82H145V80H144ZM242 83H244L245 85ZM248 84H250L251 86ZM255 84L257 85V87H255L256 86ZM225 85H226V87H225ZM230 85H231V87H230ZM214 89H215V91H214ZM254 90H256V92ZM261 90H262V92H260ZM241 92H243V93H241ZM239 93H240V95H239ZM257 93H259V94H257ZM237 95H239V96H237ZM81 96L84 98V103H82L83 105L81 103L79 104V99ZM136 96H139V94H137ZM247 96H248V98H247ZM218 97H219V99H217ZM20 98L21 99L23 98V99L21 100ZM145 98H146V96L134 98L135 100L137 99V102H136L137 105H135L136 107H135L134 111L132 110L131 112H128V113H130V114L133 113L132 115H137L138 113L142 114L143 111H146L145 112L146 115L161 116V115H164L165 113L168 114V112H154V111L144 110V107L142 106V103H140V101L141 102L145 101ZM241 98H243V99H241ZM210 99H211V101H210ZM24 100H25V102H24ZM207 101H209V103H207ZM229 101H231V102H229ZM260 101L262 103H260ZM223 102L225 105L223 104ZM204 104L206 106H204ZM246 104H247V106H246ZM248 104L251 106L249 107ZM110 105H112V104H110ZM240 105H241V107H240ZM243 105H245V106H243ZM227 106H228V109H227ZM137 109H138V111L140 110V112H137L136 111ZM243 109L245 111H249V112H245ZM247 109H249V110H247ZM211 110L213 111V115H212ZM103 111H105V112H103ZM121 111L124 112L125 110H122L120 108L118 109L117 107H116V109L115 108H111V109L109 108L108 110L103 109L102 111H100V113L95 115V120L98 121V120H101L102 118H104V119H102V126H104V125L108 126L111 123L113 116L116 113H120ZM243 111H244V113H243ZM195 112H197V113H195ZM198 112H200V113L198 114ZM201 112H202V114H201ZM228 112H229V114H228ZM225 113H227V114H225ZM234 113H235V115H234ZM239 114H241V115H239ZM47 115H50L51 118H48ZM101 116H102V118H101ZM213 116H214V118H213ZM240 116L242 118H238ZM134 117L135 116H133V118ZM209 118L211 119V121ZM125 119H127V117H125ZM205 119H206V121H205ZM213 120H214V122H213ZM107 121H108V123H107ZM211 123L217 124V126L215 127V135L214 134L212 135L210 133L212 128H213ZM218 124H219V126H218ZM195 126H196V129H195ZM209 126H211V128ZM250 126H251V128H250ZM198 127H199V129H198ZM188 128H189V130H188ZM145 130H146V128H142L140 126L137 127V133L144 131L145 134L147 133V135L148 134L151 135V131H152L151 128H148L146 131ZM253 130H254V132H253ZM149 131H150V133H149ZM72 132L74 133V135L68 139H70L71 142H75V144H70L71 142L66 144L62 135L66 134V133H72ZM229 132L231 133V135L228 136V138H229L228 139L227 134H229ZM125 134H128V133L126 132ZM106 135L110 136V133L107 132ZM209 135H211L210 139L214 140V142H213L214 145L211 144V140L209 139ZM97 138H100V137L98 136ZM226 138H227V141H225ZM48 140H51L53 142V144H51V146L47 145ZM51 141H48V142H51ZM261 141H262V134H261V136L258 137L257 143H259ZM226 142H227V144H226ZM166 143H170L169 140ZM132 145H134V146H132ZM210 145H211V147L213 145L215 148L211 149ZM260 145L261 144H259V148H260ZM130 146H132V147H130ZM222 146H225V149L222 150L221 149ZM232 146L234 149H235L234 146L237 147L236 149L239 151H237L236 149L235 150L239 154L233 150ZM238 146H241V147H238ZM100 147H101V149H100ZM126 147L127 148L130 147V149L127 150ZM231 148H232L234 155H236V156H233L232 161L229 160L230 159L229 155L232 152ZM248 148H250V149H248ZM87 150H89V151H87ZM259 151H260L259 152L260 155L262 153H264V149H262V148H260ZM190 152L191 153L193 152V153L191 154ZM252 152L254 154H250ZM142 153H144V154H142ZM179 153H183V154L178 156ZM240 153H242V154H240ZM148 154H150L152 158ZM219 154H221V155L223 154V155L219 156ZM224 155H226V156L224 157ZM251 155H253V156H251ZM241 156L244 158L242 159ZM256 156H257V158H256ZM93 157H94V159H93ZM148 157H149V159H148ZM88 158H89L90 162L88 161ZM150 158L153 160L151 161ZM242 162H244V163H242ZM246 162L248 164H246ZM90 163H91V165H90ZM122 163H124V164H122ZM169 163H170V161H169ZM211 165H213L214 168ZM120 167H121V169H120ZM194 167L197 168L198 170L200 169L201 174L194 171V170H196ZM51 168L49 170V173L47 172L48 174H50V172L53 171ZM125 168H126V171L124 170ZM116 171H117V173H116ZM119 171L122 174L119 173ZM52 173H51L50 177L52 176ZM60 173H61V175H60ZM194 173L195 174L197 173L196 177H195ZM203 175H206V176L204 177ZM96 177H98V178L101 177V178L98 179ZM149 177H150V179H149ZM67 178H68L69 182L67 181ZM116 178H119L120 181H118ZM114 179H116V181ZM133 179H134V181H133ZM207 179H209V178H207ZM145 180L147 182H145ZM250 180H251V182H250ZM90 181L93 183H91ZM103 181L105 183L106 182L107 183L105 184ZM186 181H188V179ZM115 182H116V185L114 184ZM117 182H119V183H117ZM69 183H70V185H69ZM89 183H91V184H89ZM178 183L180 185H182V187H180V185L178 187V185H177ZM103 185L105 187H103ZM107 185H109V186H107ZM151 185H152V187H151ZM112 186H113V189H112ZM183 187H186V188H183ZM197 187L200 188L201 186H197ZM20 188H22L23 191ZM19 189L20 190H18V188L15 189L13 194H15V192H17V194H18L19 192L22 191V192H25L27 195L28 192H26V191L31 190V188L26 189L23 185H21L19 187ZM28 189H30V190H28ZM51 189L52 188L49 186L48 191H50ZM201 189H203V188H201ZM96 190L98 193L96 192ZM104 190L107 191V193ZM7 191H8V189H7ZM120 192H121V194H120ZM87 193H93L94 194V195H92L90 206H88L85 202V196ZM168 193H170V194H168ZM100 194H102V196ZM146 196L147 197L149 196L151 199H149V197L146 198ZM245 196L248 197V195H245ZM98 197H100V198H98ZM154 197L157 199H155ZM164 197H165V199H164ZM200 197L202 198V196H200ZM5 198H8V199L4 200ZM20 198H21L20 196L17 198V196H12V195L1 196V198H0V205H1L0 207L2 209L1 211H3V209L5 211L4 212L5 214L1 213V211H0L1 215H4L6 217L10 213L9 210L13 209L12 207H16V206L19 207L20 204L23 205V203L25 202V198H24V200H23V198H21V199ZM201 198H200V200H201ZM203 198H202V200L205 202V199H203ZM215 198H216V196H215ZM99 199H101V200H100V202L98 201V203H97L96 201ZM191 199H193V197ZM22 200H23V202H22ZM10 201H12V203ZM9 202L11 203V206H10ZM192 202H195V200L190 201V199H185L183 207L188 208V206ZM263 202H264V190L258 194H255V202H253L252 205L257 206V205H260V203L262 204ZM96 203L98 204V207H97ZM199 203H201V202L199 201ZM218 203H219V201H218ZM99 204L101 207L99 206ZM14 205H16V206H14ZM154 205H156V206H154ZM112 208L117 209V210L115 211ZM119 208H120V210H119ZM124 208H126V209H124ZM52 209L54 211L56 210L55 213ZM121 209H122V212H121ZM6 210H8L7 211V212H9L8 214L6 213ZM92 210H95V211H92ZM97 210L98 211L102 210V211L100 213H98ZM108 210H109V212L110 211L111 212L107 213ZM103 211H105V214L107 213V215H105V216L101 215V214H104ZM161 211H163V212L161 213ZM115 212H117V215ZM130 212H131V214H130ZM95 213L96 214L98 213L100 216L98 214L95 216ZM123 213H125V215H123ZM158 213L162 216H160ZM87 214H89V215L87 216ZM109 214H111V215L113 214V215L110 216ZM53 215H55V216H53ZM91 215H92V217H91ZM106 217L107 218L111 217L112 220L110 219V221H112V222L109 223V219L106 220ZM116 217L117 218L120 217L119 220H116L117 219ZM193 217H194V215H193ZM50 218H51V220H50ZM128 218H131V220ZM120 220H121V223H120ZM129 220L130 221L133 220L134 221L133 224L135 226H137L136 231H135V235L132 238V240H130V238H128V236H127V234H128L127 228H128L129 223H130ZM101 221H104V223L103 222L101 223ZM127 221H128V223H126ZM105 222H106V224H105ZM122 222L125 223L126 225L125 224L123 225ZM145 222H146V224H145ZM113 224H115L116 226H111ZM119 225H122L121 230H119L120 229ZM226 225L227 224H225V225L221 224L218 231L220 232L225 227H229ZM103 227H105V228H103ZM108 227H110V229L112 231H109L110 229ZM124 227H125V229H124ZM92 228H94V229H92ZM112 228H114V231ZM116 228L117 229L119 228V229L117 230ZM157 228H159V231H157V232L154 231ZM160 228H162V229H160ZM106 229H107V231H106ZM108 231L111 233H108ZM114 232H116V234L118 235L117 238H116L117 235ZM150 232H152V234L154 232H156V234L155 235L149 234ZM48 233H50V234L52 233L51 236ZM95 233L97 234V236H95L96 235ZM245 234H247V233H245ZM108 235H109V237H108ZM121 235L123 236L122 238H121ZM48 237L50 238V240ZM114 238H116V242H115ZM118 238H119V240L121 238V240L120 241L117 240ZM134 238H135V240H134ZM51 239L53 240V243H52ZM57 239H59V240H57ZM180 239H181V236L178 237L176 240L179 242ZM15 241H18V240L16 239ZM44 241H46V243H43V244H48V245L43 246L42 242H44ZM56 241H58V242H56ZM49 242H50V244H49ZM151 242L154 243V246L155 245H156V247L158 246L157 247L158 248L157 249L158 255L155 258L153 256H151L149 253L150 249H151L149 247L150 246L149 244H151ZM158 242L160 244H158ZM117 243L120 245L117 246ZM142 243H143V246H142ZM179 243H182V242H179ZM99 245L100 246L103 245V246L100 247ZM144 245H146V246H144ZM259 245H260V243L254 242L253 244H250L249 251L247 250V254H249V255L251 254L250 255L251 261H252V259H253V261H256V263L253 262L252 264H257L258 261L264 263V261L260 259L261 257H258L259 256V251H258ZM47 246H48V248H46V249L48 251L45 249V247H47ZM88 246H89V244L87 246H85V248ZM119 246H120V248H119ZM138 246L141 248H139ZM14 247H16V245ZM115 247H118L117 251L114 250V249H116ZM136 247H137V249H136ZM160 247H161V249H159ZM202 247L200 249L192 250L191 252L187 251V249L184 248L183 249L184 251H182L183 252L182 256L175 258L174 263L180 264L181 262H183V260H184V262L186 260H189L188 258H190V257H192V258H190V262H192V263H193V261L196 260L195 258L197 256L198 257L200 256L199 258H201V259L204 258L205 253L204 254L202 253L203 249L205 248L204 244ZM42 248H44L43 250H45V251H42ZM105 248H106V251H107V249L109 250L106 253L102 252V249L105 251ZM33 249H35V250H33ZM97 250H99V253L96 252ZM181 250H182V248H181ZM113 251H115V252H113ZM118 251L121 253V255H119L120 253ZM159 251H161V253ZM163 251L165 252V254H163L164 253ZM93 252L96 254H93ZM116 252H118V253L116 254ZM113 253H115V254H113ZM201 253L203 254V256ZM33 254H35V255H33ZM107 254H109V255H107ZM97 255L101 256V257H98ZM102 255H104V257L107 261L104 260V257H102ZM106 255H107L108 259H107ZM112 255H113L112 258H114V259H111ZM114 255L115 256L117 255L119 257L116 256L117 257V259H116V257H114ZM184 256H186V257H184ZM255 256L257 257L256 259H255ZM20 258L21 257H18V258L13 257L11 264H19L18 259L20 260ZM63 259H65V260H63ZM84 259H86V260H84ZM100 259H102V260H100ZM37 260H38V262H37ZM39 260H41L42 262L40 261L41 262L40 263ZM13 261L16 263H14ZM82 261H85V262H82ZM178 261H180V263H178ZM97 262H100V263H97ZM88 263L86 262L85 264H88Z\"/></svg>",
	"mask_w": 264,
	"mask_h": 264
},
{
	"label": "flooded vegetation",
	"instance_id": "flooded-vegetation-1",
	"mask_svg": "<svg viewBox=\"0 0 264 264\" xmlns=\"http://www.w3.org/2000/svg\"><path fill=\"white\" fill-rule=\"evenodd\" d=\"M6 192H7V193H6ZM6 192L3 191V192H2L3 194L0 192V195L2 194V196H6V195H11V194H12V196H20L21 198H25V197H26V193H25V192H22V191L19 192L18 195H17V192L15 193V195H14L13 193H11V192H8V191H6ZM7 199H8V198H5L4 200H7ZM1 213H4V211H1ZM4 217H5L4 215L1 216V214H0V220L6 218V217H5V218H4ZM1 240H2V238L0 237V242H2ZM3 240H4V239H3ZM4 241L6 242L7 240H4ZM4 241H3V242H4ZM3 242H2V243H3ZM5 242H4V245H5ZM7 243H8V241H7ZM7 243H6V244H7ZM6 256H7V257H6ZM2 258H3V259H2ZM8 258H9V259H8ZM10 259H11L10 255H7V254H5V253H4L3 255L0 254V264H11V263H10V262H11ZM7 260H8V261H7ZM21 260H22V262H21ZM19 264H26V259H24V260H23V259H20V260H19Z\"/></svg>",
	"mask_w": 264,
	"mask_h": 264
}]
</instances>
